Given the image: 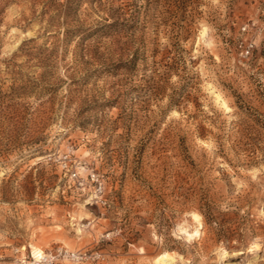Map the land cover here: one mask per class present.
Wrapping results in <instances>:
<instances>
[{"label": "rangeland", "instance_id": "374dc122", "mask_svg": "<svg viewBox=\"0 0 264 264\" xmlns=\"http://www.w3.org/2000/svg\"><path fill=\"white\" fill-rule=\"evenodd\" d=\"M162 254L264 264V0H0V264Z\"/></svg>", "mask_w": 264, "mask_h": 264}, {"label": "bare ground", "instance_id": "6f19581e", "mask_svg": "<svg viewBox=\"0 0 264 264\" xmlns=\"http://www.w3.org/2000/svg\"><path fill=\"white\" fill-rule=\"evenodd\" d=\"M192 220L193 221H197L198 220V216L196 214H192ZM186 231V230H185ZM188 236V235H187ZM190 236V235H189ZM255 247H257L255 245ZM257 249V248H256ZM155 264H173V260L170 256H168L167 254H162L160 256H158L155 259Z\"/></svg>", "mask_w": 264, "mask_h": 264}]
</instances>
